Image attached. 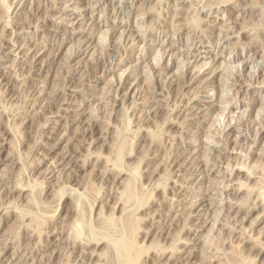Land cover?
Returning <instances> with one entry per match:
<instances>
[{
  "label": "rangeland",
  "instance_id": "obj_1",
  "mask_svg": "<svg viewBox=\"0 0 264 264\" xmlns=\"http://www.w3.org/2000/svg\"><path fill=\"white\" fill-rule=\"evenodd\" d=\"M0 264H264V0H0Z\"/></svg>",
  "mask_w": 264,
  "mask_h": 264
},
{
  "label": "bare ground",
  "instance_id": "obj_2",
  "mask_svg": "<svg viewBox=\"0 0 264 264\" xmlns=\"http://www.w3.org/2000/svg\"><path fill=\"white\" fill-rule=\"evenodd\" d=\"M114 1V0H113ZM229 3V2H228ZM5 5V4H4ZM251 5V4H250ZM253 5H254V3H253ZM150 9V8H149ZM156 12V11H155ZM153 14V13H152ZM203 19V18H202ZM195 24V23H194ZM197 25V24H196ZM193 29H195V28H193ZM112 32V31H111ZM11 33V32H10ZM102 38V37H101ZM228 38V37H227ZM220 39V38H219ZM132 41V40H131ZM103 42V41H102ZM106 42V41H105ZM139 42V41H138ZM233 46V45H232ZM113 48V47H112ZM111 49V48H110ZM224 49V48H223ZM230 49V48H229ZM160 53V52H159ZM164 53H166V52H164ZM157 57V56H156ZM161 57V56H160ZM163 57V56H162ZM182 58V57H181ZM206 58H207V55H206ZM185 59V58H184ZM159 60L160 59H158V61L157 62H159ZM230 60V59H229ZM109 63V62H108ZM153 63V62H152ZM169 63V62H168ZM180 63V62H179ZM183 63V62H182ZM208 63L207 62H202L201 63V66H198V69H201V67H204V66H206ZM182 65H184V64H182ZM157 66V65H156ZM185 66V65H184ZM214 66V65H213ZM181 67V66H180ZM167 68V67H166ZM165 68V69H166ZM182 68H183V66H182ZM168 69V68H167ZM202 69H204V68H202ZM183 70V69H182ZM197 71H199V70H197ZM178 73H179V71H178ZM164 75V74H163ZM169 75V74H168ZM180 78V77H179ZM222 79V78H221ZM228 83V82H227ZM115 86V85H114ZM223 87V86H222ZM224 88V87H223ZM233 88V87H232ZM227 90H229V89H227ZM225 92V91H224ZM218 95L220 94H223L220 90L218 91V93H217ZM236 94V93H235ZM227 96V95H226ZM218 97V96H217ZM133 98V97H132ZM222 98V97H221ZM226 102V104L224 105V106H222V109H225L226 110V107H228V106H230L231 104H228L229 103V101H225ZM214 104V103H213ZM212 104V106H214L215 104H216V102H215V104L213 105ZM218 104V103H217ZM211 106V105H210ZM218 108H220L221 109V105L220 104H218ZM123 109H124V107H123ZM222 115V114H221ZM221 115H220V117H221ZM231 118H232V116H231ZM216 119V118H215ZM218 120V119H217ZM216 120V121H217ZM172 122V121H171ZM163 133V132H162ZM164 135H166V134H164ZM210 154V153H209ZM205 161V160H204ZM210 164H212V163H210ZM242 164V163H241ZM121 165V164H120ZM207 165V164H206ZM139 166V165H138ZM236 166V165H235ZM243 166V165H242ZM118 169V168H117ZM246 171H248V170H246ZM120 172V171H119ZM203 172V171H202ZM174 176V175H173ZM169 177V176H168ZM163 178H166V177H163ZM175 182V181H174ZM244 182V181H243ZM153 185H155V184H153ZM230 186V185H229ZM241 186V185H240ZM242 187V186H241ZM19 188V187H18ZM157 188V187H156ZM240 188V187H239ZM238 191V190H237ZM240 191V190H239ZM262 193V192H261ZM57 194V193H56ZM258 196H260V195H258ZM262 198V197H261ZM202 202V201H201ZM192 206V205H191ZM263 212V211H262ZM79 219V218H78ZM99 219V218H98ZM104 221V220H103ZM136 221V220H135ZM74 223V222H73ZM75 224V223H74ZM78 225V224H77ZM103 226V225H102ZM133 227V226H132ZM76 228V227H75ZM78 228V227H77ZM76 228V229H77ZM131 228V227H130ZM74 229V228H73ZM133 229V228H132ZM136 229H137V226H136ZM136 229H134V231H137ZM33 231H35V229L33 230ZM40 231H42V230H40ZM81 231V230H80ZM75 233V232H74ZM133 233V232H132ZM131 233V234H132ZM35 234H38V233H35ZM42 234V233H41ZM45 234V233H44ZM75 234H77V232L75 233ZM131 234H130V236H131ZM81 235V234H80ZM78 237V236H77ZM104 238V237H103ZM135 238V237H134ZM87 240V239H86ZM176 240H178V238L176 239ZM62 241V240H61ZM76 241H78V240H76ZM96 243V242H95ZM95 243H93V244H95ZM130 243V242H129ZM180 243V242H179ZM183 243V242H182ZM175 245V244H174ZM178 245V244H177ZM142 246H144V245H142ZM151 246V245H150ZM135 247V246H134ZM138 247V245L136 246V248ZM140 249V248H139ZM145 249V248H144ZM126 250V249H125ZM147 250V249H146ZM138 251V250H137ZM105 252V251H104ZM109 252V251H108ZM123 252V251H122ZM134 252H136V251H134ZM166 252V251H165ZM164 252V253H165ZM132 253V252H131ZM139 253V252H138ZM72 254V253H71ZM102 254H104V253H102ZM133 254V253H132ZM158 255V254H157ZM101 257V256H100ZM107 257V256H106ZM131 257V256H130ZM136 257V256H135ZM172 257V256H171ZM159 258V257H158ZM110 260V259H109ZM111 262V261H110Z\"/></svg>",
  "mask_w": 264,
  "mask_h": 264
}]
</instances>
